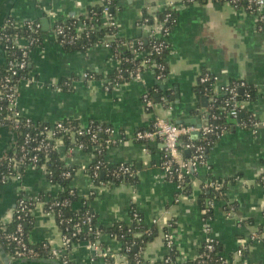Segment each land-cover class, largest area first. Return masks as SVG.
<instances>
[{
  "label": "crops",
  "instance_id": "crops-1",
  "mask_svg": "<svg viewBox=\"0 0 264 264\" xmlns=\"http://www.w3.org/2000/svg\"><path fill=\"white\" fill-rule=\"evenodd\" d=\"M101 1L0 0V29L8 18L17 24L38 21L41 26L42 20L48 21L47 31L42 26L41 44L30 54L29 75L20 84L18 109L24 117L39 123L85 126L95 121L113 130L120 141L106 148L105 162L110 167L128 164L136 172V182L103 185L95 191L90 205L100 227L130 224L135 211L145 226L157 228L142 250L145 264H156L169 255L166 232L173 239L177 264L193 261L205 242V225L219 244L220 255L232 264H264V185L260 182L264 170V29L253 15L226 2L116 0L114 21L119 35L126 39L149 35L148 26H142L144 13L155 16L171 7L176 16L167 37L165 77L158 79L154 71L148 70L141 81L106 89L107 76L118 66L111 48L100 43L84 51L69 50L52 34L55 22L84 16ZM5 62L0 42V72ZM88 73L99 79H88ZM203 74L216 78L217 87L244 81L254 92L244 110L260 124L240 126L244 110L238 120L231 119L209 149L205 163L194 168L189 192L183 193L162 168L161 140L145 143L134 137L150 128L155 117L175 124L204 125L209 96L200 91ZM68 81L71 88L63 89L61 85ZM147 92L154 98L149 109L143 102ZM16 140L14 130L0 126V161L11 154ZM60 152L65 165L77 169L72 186L82 200L92 189L87 168L94 162V155L66 146H61ZM188 156L184 151L183 157ZM18 172V178L0 184V224L11 222L21 195L35 198L61 191L41 169L19 168ZM214 182L223 186L222 195L212 200L213 217L205 219L200 206L203 189ZM30 217L26 226L32 245L48 242L61 246L63 232L55 217L48 215L42 205H36ZM260 230L261 240L252 238ZM100 242L99 251H107L109 257H101L82 242L71 251L69 259L74 264H129L117 240L103 237ZM0 264H5L1 255Z\"/></svg>",
  "mask_w": 264,
  "mask_h": 264
},
{
  "label": "built area",
  "instance_id": "built-area-1",
  "mask_svg": "<svg viewBox=\"0 0 264 264\" xmlns=\"http://www.w3.org/2000/svg\"><path fill=\"white\" fill-rule=\"evenodd\" d=\"M192 1V0H190ZM215 2H226L233 5L239 10L247 12L248 14L253 15L258 24L262 29H264V0H210ZM111 2L109 0H102L101 5L102 12L105 14V19L110 24L111 27L118 29L117 24L112 17L109 6ZM169 14L164 18L163 21L157 23L156 25L149 28V35H160L164 40L154 44V52L160 53L166 48V39L169 36V28L166 25L168 22ZM147 20H145L146 22ZM142 26L144 23L142 22ZM29 28L33 32H38L42 29V26L39 22H24L17 24L13 21L12 24L5 21L3 26L0 29L1 35L6 42L11 43V49L4 50L6 62H5V74L0 77V126H10L16 132V144L9 156L1 160L0 162V184H7L10 181L19 177V173L16 172L19 168H36L41 169L47 175L49 181L51 180V173L47 170L46 163L49 160L48 151L50 148L60 150L61 146H65L64 138L69 141L71 144L68 149H78L86 150V146L82 142H78L77 138L82 136H88L90 139V144L94 150H97V153H101L109 146L117 145L120 140H117L113 136V130L107 125L99 122H89L87 125L83 126L78 123L73 122H57L54 124L39 123L35 122L29 118H26L22 115L18 109V95L21 82L24 80L20 77L22 71H24L30 59V54L33 51L32 47H35V43L39 42L38 39L28 40L25 37H11L7 34V31L11 28ZM76 35L74 37H68L66 31L63 27H57L52 31L53 36L55 37L58 44L65 47L67 44L71 45L75 40L79 39L81 33L85 30L86 36L89 33L88 29H97L92 23L81 22L80 20L75 25ZM105 44L109 46V43L104 40L100 41L97 44ZM96 44V45H97ZM135 53L139 50L133 49ZM16 53H19V57H16ZM116 58V55L114 53ZM118 62L117 68L120 66V61ZM134 62V59L131 60ZM150 66L149 68H146ZM146 68V69H145ZM152 70L154 71L158 79H163L165 74L162 72L165 71V66L157 64L155 61L149 62V60L143 62L142 68L138 67L136 71L132 74L130 81H141L142 74L145 71ZM159 71V73H158ZM88 78V75H87ZM105 88H110V81L106 82ZM199 84L207 85L211 84L212 88L209 95V111L207 113L209 122L208 125H184V124H175L170 120H167L162 117H155L152 125L147 130L139 131L135 134L134 139L139 142H151L156 139L161 140L164 146V161H163V170L165 175L174 181V177L177 179V185L179 189L184 192L183 184L185 180L191 177L194 168L205 163L204 158V146L196 145L193 142H189L183 145V149L180 147L181 139L187 137L188 139H197L199 137L213 136L219 138L227 127H215L210 121V113L213 110L217 109L223 111L227 116L233 120H238L240 114L243 112L247 100L250 95L246 93L244 100H240L239 92L245 87V82L240 80L232 84L223 85L220 87L216 86V78L210 74H203L199 80ZM119 84H114L113 87H117ZM143 102L147 109L152 107V101L148 97V92L143 95ZM253 117V116H252ZM212 119H219L215 114L212 115ZM260 123L256 118L253 117L252 127H257ZM239 125L242 127H247V123L239 121ZM101 134H104V138L101 140L99 137ZM193 135H197L196 138H193ZM21 140V142H19ZM209 143V141H206ZM211 143V142H210ZM193 152V160L191 165L187 163L183 157L184 151ZM94 162L87 168V175L91 184V191L85 196L84 199L89 198L91 195L95 194V191L103 186V183L97 181L101 169H105L108 165L105 161H99L96 159V154H94ZM116 177H119L121 174H133L131 167L129 165L121 164L117 171L114 172ZM65 177L70 178L72 175L70 172H65L63 174ZM261 179L264 181V170L261 174ZM98 182V184H97ZM55 184V183H54ZM220 184L210 183L206 187L219 188ZM61 187V186H60ZM62 188V187H61ZM58 195V194H57ZM57 195H54L56 198ZM49 197L44 200L39 199V197H28L26 195H21L18 199L16 209L13 214L12 221H16V225L13 231L7 233L5 238L14 243L16 246V253L12 259H25V260H55L59 261L62 264H74L70 259L68 252L75 249V246L71 247V238L63 233L62 244L60 247L52 246L50 243H42L38 246L32 245L27 236L24 233L23 221L31 216V212L36 205H42L44 211L55 218L60 217L61 213H55L52 208L54 206H66L69 204L68 200L58 201L57 199L52 203H48ZM209 205L213 206V202L209 201ZM202 213L205 214L206 211L202 210ZM86 220L84 224L91 223L93 221L94 213H86ZM137 215V214H136ZM140 223L142 220H138ZM72 219H60L58 225L60 224H71ZM207 222V221H206ZM8 223H1L3 230L6 231V225ZM73 228L76 230L72 233V236H75L76 232L80 231V224L76 223L73 225ZM204 232L206 234L205 242L193 261L186 264H208L211 261L213 252L215 250V240L210 234L209 226H204ZM95 241H87V247L93 251H98L103 258L109 257L107 251L100 252V236L96 237ZM252 238L261 240V236L257 233L252 234ZM114 240H117L114 238ZM164 240L166 246L169 248L170 252L175 249L173 246V239L169 233L166 232L164 235ZM122 246V243H120ZM72 249H71V248ZM122 252V251H121ZM71 253V252H70ZM123 256L127 259V256L123 253ZM134 264H144L143 258L141 259L138 256L135 258ZM171 260H166L169 262ZM221 264L228 263L226 259L221 258ZM177 264V261H176Z\"/></svg>",
  "mask_w": 264,
  "mask_h": 264
},
{
  "label": "trees",
  "instance_id": "trees-1",
  "mask_svg": "<svg viewBox=\"0 0 264 264\" xmlns=\"http://www.w3.org/2000/svg\"><path fill=\"white\" fill-rule=\"evenodd\" d=\"M111 2L109 6V11L114 18V7L116 0H109ZM102 5L101 3L99 5L90 7L87 10V13L84 16L77 17V18H70L67 21H57L54 23L52 27V31L55 30L57 27H63L66 31V34L68 37H74L76 35V23L80 20L81 22L85 23H92L97 27V29H88L89 33L86 36V31L84 30L81 33V36L79 39L75 40V42L71 45L67 44L65 47L69 50H87L88 48L94 46L100 41L106 40L109 43V46L111 50L115 53L116 59L120 61V66L115 69L113 73L107 76V80L110 81V87L112 88L114 84H124L131 80L132 74L136 71L138 67L142 68L143 62L149 60V62L155 61L157 64H161L165 66V71L162 72L166 75L167 73V66H166V56L169 53V45L168 40L166 39V48L160 52L155 53L154 52V44L163 41L164 39L160 35H148L145 38L141 39H126L119 35L118 29H115L108 24V22L105 19V14L102 12ZM168 16V22L166 25L168 26L169 30L172 26V24L175 21V12L173 8H167L159 13H157L155 16L149 15L144 13L142 22L144 23V27L151 28V26L154 23H159L164 20V18ZM145 20H147L145 22ZM8 22L10 24L13 23L12 18H8ZM32 22H38V21H32ZM40 23V22H39ZM7 34L11 37H25L28 40H35L38 39L39 42L35 43V47H32V50H34L37 46H39L42 42V37L44 35V32L42 29H40L38 32H33L29 28H11L7 31ZM0 42L3 51L4 50H10L11 49V43L6 42L3 38V35L0 33ZM133 49L139 50L137 53L133 51ZM16 57H19V53H16ZM134 59V62H131V60ZM30 63V59H29ZM150 66H147L146 68H149ZM29 64L27 68L21 72L20 77L23 79H26L29 75ZM145 68V69H146ZM5 66L0 72V77L5 74ZM159 73V71H158ZM88 79H99V76L88 73ZM63 89H70L71 84L68 81L67 84L61 85ZM211 84L207 85H200V91L202 94L210 95L211 91ZM239 98L240 100H244L246 93L250 95L249 99L250 101L254 97V92L251 88L245 85L243 87L242 91L239 92ZM149 99L153 102V93L148 92ZM210 114V121L213 126L215 127H227L228 122L231 120L227 116L226 113L220 110H213L212 112H209ZM215 114L219 117V119H212V115ZM244 117L241 119V121L247 123V127H251L253 117L247 110H244ZM104 134L100 135V139L102 140L104 138ZM209 141L207 143L206 141ZM217 138L213 136H206V137H199L197 139H188L187 137H183L181 139V145L180 147L183 149V145L189 142H193L196 145H203L204 146V158L207 159V154L209 149L212 147V145L215 143ZM78 142H82L86 146V150L88 152L96 154V159L99 161H105L104 158V152L103 150L101 153H97V150H94L92 145L90 144V139L88 136H82L77 138ZM21 142V140H19ZM211 142V143H210ZM64 144L66 147H69L71 144L67 139L64 138ZM193 152L189 153V156L186 158L184 157L185 161L191 165V161L193 160ZM48 157L49 160L46 163L47 170L51 173V180L53 183L61 186V191L56 196L47 195L49 197L48 203H52L56 199L58 201L68 200L69 204L66 206H54L52 210L55 213H61L60 217L56 218L57 223L62 218L64 220L66 219H72L71 224H60L59 227L61 228L62 232L69 236L71 238V244L70 246L73 247L75 245H78L82 242L87 241H95L100 236V240L103 239V237H108L111 239L116 238L119 243H122L121 251L127 256V261L129 264L135 263L136 256L139 255V257L142 259V250L145 247V245L156 235L157 228L155 226L153 227H147L143 224V222H139L138 220H142V216H140L139 213H136L135 211L131 214V222L130 224H115L112 227L109 228H103L97 225L96 221V214L91 208V201L94 197V194L91 195L87 199H80L78 190L72 186V182L74 179V176L76 174L77 169L72 168L69 166H66L63 159H62V153L60 150H56L53 148H50L48 151ZM1 162V161H0ZM119 165L115 166H107L105 169H101V173L99 174V178L97 181L103 183V185L106 184H118L121 182H127V183H135L136 182V172L133 171L131 168V171L133 174H121L119 177L115 176V173L118 169ZM128 165V164H125ZM24 169V168H22ZM3 170V169H0ZM18 172V170L16 171ZM65 172H70L71 177L67 178L63 174ZM19 174L21 172H18ZM177 178V177H176ZM174 177V181L177 183V179ZM260 182L262 185H264V181L260 178ZM190 177L185 180V183L183 184L184 192L188 193L190 189ZM216 183V182H214ZM98 184V182H97ZM218 184V183H216ZM223 186L220 184L219 188H211L206 187L204 188V198L200 202V206L202 210H205L206 213L203 214L205 219H211L214 215L213 212V206L209 205V201H212L214 198H220L222 195V189ZM208 191H212V194H207ZM45 195H39V199L44 200L47 198ZM209 196V199H206L205 197ZM79 203V204H77ZM86 213L92 214L94 213L93 221L91 223L84 224V221L86 220ZM137 214V215H136ZM31 221V217H27L23 221V228L24 233L27 236V226L28 222ZM79 223L80 224V231L76 232L75 236H72V233L76 230L73 228V225ZM16 221H12L6 225V231L3 230V226L0 224V243L3 246L5 253L7 256L12 259L13 256H15L16 253V246L14 243L8 241L5 238V235L11 231L14 230ZM174 226V225H173ZM259 235L263 234L262 230L258 231ZM264 239V238H263ZM70 247V248H71ZM137 248V250H136ZM72 249V248H71ZM72 250H70L71 252ZM70 252H68V255H70ZM176 258L177 253L176 250L173 249L169 253L168 256H166L164 259H162L160 262H157L156 264H176ZM221 258L225 259L222 255L219 253V244L215 242V250L213 252L211 261L208 264H221ZM143 260V259H142ZM166 260H171L169 262H166ZM227 260V259H226ZM144 262V261H143ZM228 263L226 264H232L230 260H227ZM145 264V262H144Z\"/></svg>",
  "mask_w": 264,
  "mask_h": 264
},
{
  "label": "water",
  "instance_id": "water-1",
  "mask_svg": "<svg viewBox=\"0 0 264 264\" xmlns=\"http://www.w3.org/2000/svg\"><path fill=\"white\" fill-rule=\"evenodd\" d=\"M47 23L48 21L47 20H42V26H43V29L45 31H47ZM242 91V90H241ZM205 125H208L209 122L208 121H205L204 122ZM7 128H11L10 126H6ZM11 130H13L11 128ZM15 132V131H14ZM15 135H16V132H15ZM197 135H193V138H196ZM186 154H189V151L187 150L186 151ZM137 250V248H136ZM0 255L3 257L4 259V263L5 264H21V263H25V262H28V261H33V262H45V263H51V264H62L61 262L59 261H55V260H25V259H10L7 254L5 253V250L3 248V246L1 245L0 243Z\"/></svg>",
  "mask_w": 264,
  "mask_h": 264
}]
</instances>
